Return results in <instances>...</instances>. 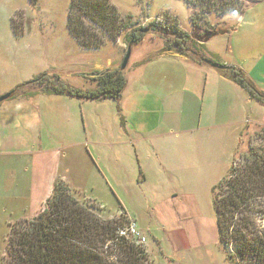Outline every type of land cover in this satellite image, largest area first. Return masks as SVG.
Wrapping results in <instances>:
<instances>
[{"label":"crops","instance_id":"crops-1","mask_svg":"<svg viewBox=\"0 0 264 264\" xmlns=\"http://www.w3.org/2000/svg\"><path fill=\"white\" fill-rule=\"evenodd\" d=\"M216 19L224 27L211 38L217 47L205 43L207 58L243 69L264 92V0ZM145 42L133 47L125 69V127L112 99L40 93L0 104V204L9 225L33 219L63 180L107 219L124 213L134 221L154 264H201L208 246L220 248L207 196L231 166L242 133L261 126L255 118L264 105L218 69L176 52L157 54V42L135 53ZM106 196L120 202L112 213Z\"/></svg>","mask_w":264,"mask_h":264},{"label":"trees","instance_id":"trees-1","mask_svg":"<svg viewBox=\"0 0 264 264\" xmlns=\"http://www.w3.org/2000/svg\"><path fill=\"white\" fill-rule=\"evenodd\" d=\"M192 9L190 22L194 30L202 28L210 15L222 18L226 14H240L248 0H182ZM36 8L38 0H29ZM166 22H152L150 30L159 31L165 40L162 52L174 51L205 64V43L219 33L208 30L198 36L199 50L192 35L186 32L177 18L166 16ZM15 17L11 27L15 35ZM67 30L79 46L86 50L104 47L107 40L117 42L124 32L127 48L138 45L145 38L144 29L135 28L132 14H123L112 0H70ZM148 30V29H147ZM202 47V49L200 48ZM202 51V52H200ZM190 52V55H188ZM92 78L94 89H82L67 83L58 74L41 73L10 91V99L37 94H18L24 87H41L42 94L67 95L83 100L112 99L120 123L125 127L120 102L127 85L125 70L101 71ZM249 95L264 105V92L247 77L243 69L228 66L220 70ZM1 104V103H0ZM212 202L216 215L219 246L229 264H264V126L250 140L249 151L241 161L234 159L224 177L213 186ZM93 206L80 202L71 188L57 180L44 210L30 220L12 223L7 252L2 264H153L146 248L133 239L120 236L119 229L129 220L122 216L103 219Z\"/></svg>","mask_w":264,"mask_h":264},{"label":"rangeland","instance_id":"rangeland-1","mask_svg":"<svg viewBox=\"0 0 264 264\" xmlns=\"http://www.w3.org/2000/svg\"><path fill=\"white\" fill-rule=\"evenodd\" d=\"M112 2L123 14L133 15L135 28L148 29L144 36L147 38V42L136 48L134 50L135 53L144 50L147 52L153 41L159 44L156 53H162L165 40L159 31L150 30V24L152 22L168 24L165 20L166 16L177 18L181 27L192 35L197 46L191 49L194 51L196 49L199 50L198 36L206 34L208 30L220 31L224 27L219 19L211 15L208 18V22L202 24L201 29L194 30L190 22L192 9L182 0H112ZM69 4L70 0H38V6L34 8L29 0H0V91H12L16 87V84L13 85V81L17 77H26L23 81L24 83L44 72L58 74L72 86L82 89H94L96 83L85 74L105 71V69H92L107 66L112 61H118L120 63L118 68L121 67L127 50V44H125L123 39L126 32L123 33L117 42L107 40L106 45L100 49H83L70 36L67 30ZM12 16L15 17V30L23 31L24 35L17 36L13 33L11 27ZM216 40H208L210 41V49L217 47ZM134 46L132 45V50ZM200 48L202 49V47ZM188 53L190 55V52ZM133 58L134 56L131 60ZM36 73L37 75H34ZM35 91L40 94L42 88L39 86L36 88L24 87L21 91H18V94H23L24 92L30 94ZM12 99L9 98L4 102L9 104ZM255 119L256 122L260 120L261 126L253 134H249L246 131L242 133L239 146L233 156L234 164L239 163L243 155L249 151L250 140L264 126V107L262 111L256 112ZM250 126L255 127V124ZM106 197L103 203L106 205V211L112 213L120 202L115 197ZM205 203L209 206V215L213 208L209 194ZM84 204L92 205L94 207L93 211L97 215L108 220L102 211L99 210V204L91 200ZM9 213V210H5L0 204V264L8 256L7 246L11 230ZM142 245L145 247L144 243ZM204 255L201 264H229L225 261V255L222 250L216 245L208 246ZM149 257L151 259L150 255ZM151 261L154 264L152 259Z\"/></svg>","mask_w":264,"mask_h":264},{"label":"water","instance_id":"water-1","mask_svg":"<svg viewBox=\"0 0 264 264\" xmlns=\"http://www.w3.org/2000/svg\"><path fill=\"white\" fill-rule=\"evenodd\" d=\"M148 30L147 29H144V32H147ZM131 54H132V48L131 47H128L127 50H126V54L123 58V61H122V64H121V69L122 70H125L129 64V61H130V58H131ZM205 64L211 66L212 68H215V69H218V70H224L226 69L228 66L225 65V64H220V63H217V62H214L210 59H205L204 60ZM86 76L88 77H91V78H95V77H99L102 75V72H95V73H90V74H85ZM11 96V93L8 92L6 94H3L0 96V103L8 100Z\"/></svg>","mask_w":264,"mask_h":264},{"label":"built area","instance_id":"built-area-1","mask_svg":"<svg viewBox=\"0 0 264 264\" xmlns=\"http://www.w3.org/2000/svg\"><path fill=\"white\" fill-rule=\"evenodd\" d=\"M118 234L120 236L129 237L139 244L145 242V238L141 236V233L139 232L136 223L134 221L131 222L129 221V223L125 227L120 228Z\"/></svg>","mask_w":264,"mask_h":264}]
</instances>
